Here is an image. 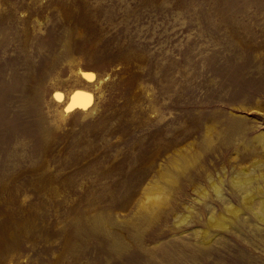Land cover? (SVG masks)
Wrapping results in <instances>:
<instances>
[{
    "label": "rangeland",
    "instance_id": "rangeland-1",
    "mask_svg": "<svg viewBox=\"0 0 264 264\" xmlns=\"http://www.w3.org/2000/svg\"><path fill=\"white\" fill-rule=\"evenodd\" d=\"M258 161L264 0H0V264H264Z\"/></svg>",
    "mask_w": 264,
    "mask_h": 264
},
{
    "label": "bare ground",
    "instance_id": "bare-ground-1",
    "mask_svg": "<svg viewBox=\"0 0 264 264\" xmlns=\"http://www.w3.org/2000/svg\"><path fill=\"white\" fill-rule=\"evenodd\" d=\"M88 93L89 92H87L85 90L72 91L71 94H70V100H72L71 98H73V100L76 101L75 104H77L79 106L80 105L81 106H85L86 104L90 103V101H91V95H89ZM56 95H57V98L60 101L62 99L63 95H61L60 93H58ZM80 98H82V100H79ZM74 101H72V102H74ZM69 108H70V106H69ZM64 111H66V110L59 111V113H60V115L62 117L65 114ZM210 131H211L210 128H208V133L207 134H209ZM188 147H186V148H188ZM186 148H182V149L178 150L177 153H176V156L171 160L172 164L176 167V169L179 170V171L181 170L182 172L184 171L185 166H186V165L184 166L182 164V161H181L182 159L187 160L188 164H192L193 163V161H192L193 157L191 158V157L188 156L189 155V153H188L189 148L188 149H186ZM259 160H261V159H259ZM263 167H264L263 162L261 163V161L260 162L258 161V162H256L254 165H252L250 167H247V168L243 167V168H245L243 170L240 169V172L238 171L236 176L235 177L233 176L234 178L232 179L233 185L243 195L244 204L248 208L251 209V211L255 214L257 219L260 220L261 222H264V191L259 188V190H257V192H256L257 194H256L255 193V189H252L251 186L253 185V182L258 179L255 176V173H256L255 170L257 168H263ZM162 176H164L163 178H165L168 181L173 180V178L171 176H169L168 174L167 175L166 174H162ZM262 176H263V179H264V175H262ZM209 179L211 181L212 189L215 192V194L217 195V197L219 199L224 200L225 198H224V195H223L222 186H220L219 184L217 185L215 183V181L212 180L211 176H209ZM174 182H175V180H174ZM152 183L148 184V188L146 189L145 197L141 201V205H143V206L145 205L146 206L147 204H151V205H154L155 207L156 206L159 207V206H161L163 204L165 205L166 202H167V199H166V196L165 197L162 196L164 192L162 193V191H160V192H158L156 194H153L152 193L153 187L155 185H157V184L154 185ZM221 184H223V183H221ZM259 186H260V184H259ZM206 191L207 190L204 189L202 193L199 192V193H201L203 199H206L207 196H208V193ZM256 199H259V201H260L259 202L260 206H259L258 209L254 208V203H255ZM226 205H227L226 206V212L231 217L236 218V217L240 216V215L237 216V214H238V212L241 211V209H239L237 207H234V205H232L231 202H229V203L227 202ZM192 213H193V211H191V214ZM189 216L191 217L190 214H189ZM189 216L186 219H184V220H180V223L185 222L189 218ZM230 221H231L230 218H228V217H226V216H224L222 214L219 215V218L217 219L214 213L210 216V220H209L211 226H213V227H222V228H226L227 224ZM203 235L205 237H207L208 233L207 232H203Z\"/></svg>",
    "mask_w": 264,
    "mask_h": 264
}]
</instances>
